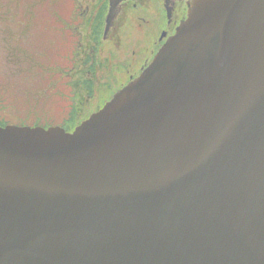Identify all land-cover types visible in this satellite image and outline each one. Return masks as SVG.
Returning a JSON list of instances; mask_svg holds the SVG:
<instances>
[{"label":"water","instance_id":"95a60500","mask_svg":"<svg viewBox=\"0 0 264 264\" xmlns=\"http://www.w3.org/2000/svg\"><path fill=\"white\" fill-rule=\"evenodd\" d=\"M0 264H264V0H188L71 132L0 127Z\"/></svg>","mask_w":264,"mask_h":264},{"label":"flooded vegetation","instance_id":"af4514ba","mask_svg":"<svg viewBox=\"0 0 264 264\" xmlns=\"http://www.w3.org/2000/svg\"><path fill=\"white\" fill-rule=\"evenodd\" d=\"M73 1L75 7L63 14L62 27L56 29L52 25L51 29L53 39L54 35L62 37V50L65 53L63 65L68 69L63 81L67 86L73 79V98L77 100L69 104L61 121L67 132L82 122H77V119L87 111V108L82 110L78 102L97 98L102 103L88 116L98 111L117 91L143 72L166 40L174 35L186 19L188 11V0H121L107 25L110 0H84V8L81 0ZM77 21L78 27L71 28V23ZM76 30L87 40L85 49L90 52L88 57L83 54L82 61L75 60L78 58L73 49ZM115 47L122 49L124 61L116 63ZM72 53L74 59L70 61ZM104 55L106 57L103 58ZM72 65L74 67L70 70ZM72 70L76 74L71 78ZM75 85L78 86L76 90Z\"/></svg>","mask_w":264,"mask_h":264},{"label":"rangeland","instance_id":"374dc122","mask_svg":"<svg viewBox=\"0 0 264 264\" xmlns=\"http://www.w3.org/2000/svg\"><path fill=\"white\" fill-rule=\"evenodd\" d=\"M81 2L84 8V0ZM73 6V0H0V121L32 127L30 125L37 124L34 119L40 117L39 125H61L69 104L73 100L77 102L73 98V79L67 86L63 81L68 69L63 65L62 37L54 35L53 39L51 36L52 25L56 29L62 27L63 14ZM78 23H71V28L78 27ZM74 34L73 49L78 57L75 60L82 61L83 54L86 57L90 54L85 49L87 40L78 30ZM113 49L116 63L124 61L122 49ZM73 59L72 53L70 61ZM77 87L75 85V90ZM101 103L97 98L79 101L80 108L87 111L76 118L77 122L87 118Z\"/></svg>","mask_w":264,"mask_h":264},{"label":"trees","instance_id":"16d2710c","mask_svg":"<svg viewBox=\"0 0 264 264\" xmlns=\"http://www.w3.org/2000/svg\"><path fill=\"white\" fill-rule=\"evenodd\" d=\"M71 67H73V66H71ZM73 71V70H72ZM74 118V117H73ZM85 119V118H84ZM35 120V122L34 123H37L36 125H38V126H41V127H44V128H46V127H48V126H53L54 125V123H49V124H45V125H39V123H42L40 120H42L40 117L39 118H37L36 117V119H34ZM73 120H71L70 122H72ZM21 125H25V124H23V123H20ZM5 125H7V123L6 122H4V121H0V126H5ZM35 124L33 125H30V126H36ZM60 127L61 128H63V126H62V124L60 125Z\"/></svg>","mask_w":264,"mask_h":264}]
</instances>
